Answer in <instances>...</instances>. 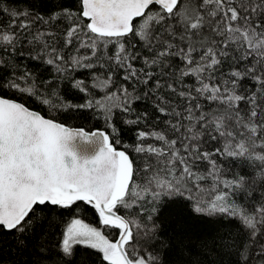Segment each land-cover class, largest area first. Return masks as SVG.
<instances>
[{
    "label": "snow or ice",
    "instance_id": "1",
    "mask_svg": "<svg viewBox=\"0 0 264 264\" xmlns=\"http://www.w3.org/2000/svg\"><path fill=\"white\" fill-rule=\"evenodd\" d=\"M0 17V91L54 112L95 109L110 129L68 127L0 95V229L23 236L41 221L59 229L33 264H71L77 246L101 264H163L155 220L163 198L237 221L222 246L236 264H264V0H75L47 15L28 0H0ZM31 61L58 78L38 82ZM80 70L93 89L117 74L125 83L93 99ZM63 80L85 103L60 96ZM148 97L164 119L122 144L114 116L141 125L149 113L133 105ZM77 138L98 142V153L78 156L69 147ZM218 158L246 170L229 177ZM88 209L98 226L86 222Z\"/></svg>",
    "mask_w": 264,
    "mask_h": 264
},
{
    "label": "trees",
    "instance_id": "2",
    "mask_svg": "<svg viewBox=\"0 0 264 264\" xmlns=\"http://www.w3.org/2000/svg\"><path fill=\"white\" fill-rule=\"evenodd\" d=\"M74 2L75 0H28V4L36 12L44 13L45 15L56 6L71 7ZM5 3L11 4L12 0H5ZM61 27L62 25H58L57 32L60 31ZM134 42L136 41L134 40ZM137 46L139 47L138 43ZM143 54L148 55L146 51ZM29 67L36 72L38 82L58 78L51 68L39 62L31 61L29 62ZM74 76L85 80L88 94L93 99H100L106 93L115 91L117 84L125 83L120 79V75L117 74L115 77L116 83L108 89H93L92 80L86 71H77ZM56 90L68 102L74 104L85 103L86 94L74 89L72 83L68 80H63L56 86ZM143 90L140 89L141 94ZM0 95L25 103L30 109L38 111L48 118H54L68 126L84 128L88 131L100 129L110 133V129L107 128L102 115L98 116L95 109L54 112L33 97L24 94L0 91ZM164 95L168 96L170 94L164 93ZM154 103L155 100L152 97L141 99L134 103L133 107L141 114L144 111L149 113L148 118L139 126L124 124L119 113L114 116L112 122L118 130L122 144L134 145L137 142L136 132L138 129L148 130L151 126L158 125L159 120L164 119L154 109ZM154 117H158V119H154ZM160 127L163 126L160 125ZM116 147L119 149L121 145H116ZM129 155L134 160L138 159L137 154L134 152L129 151ZM218 162L223 164L224 172L229 177L234 173L246 170L243 163L239 160L233 161L232 159L218 158ZM156 208L155 220L158 224L159 238L166 245L161 250L163 264H236L237 256L235 250L222 246L221 238H224V245L229 243V234L235 235L237 233L239 227L237 221L196 214L192 210L191 202L183 198H163L156 205ZM83 215L86 222L98 226L96 223L97 217L91 209H88ZM58 231L59 229L56 226H50L49 222L46 221L37 223L32 232L23 236H19L14 231L8 232L0 229V264H33L37 258L38 246L41 244L54 245ZM152 243L155 248H160L159 241H153ZM69 259L71 264H101V257L98 252L80 246H77L74 255Z\"/></svg>",
    "mask_w": 264,
    "mask_h": 264
},
{
    "label": "water",
    "instance_id": "3",
    "mask_svg": "<svg viewBox=\"0 0 264 264\" xmlns=\"http://www.w3.org/2000/svg\"><path fill=\"white\" fill-rule=\"evenodd\" d=\"M46 118H48V117H46ZM66 126H68V125H66ZM68 127H71V126H68ZM72 128H78V127H72ZM95 130H100V129H95ZM86 131H88V130H86ZM92 131H94V130H92ZM103 131H105V130H103ZM69 147L71 149H73L74 151H76L78 156L91 158L98 153V151L100 149V144L98 142H95V141L90 142V143H84L79 138H77L74 141L69 142ZM70 160H71V157H66V161H70Z\"/></svg>",
    "mask_w": 264,
    "mask_h": 264
}]
</instances>
